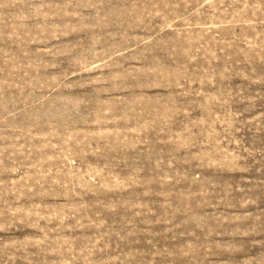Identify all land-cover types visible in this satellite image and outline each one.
<instances>
[{
    "label": "rangeland",
    "instance_id": "obj_1",
    "mask_svg": "<svg viewBox=\"0 0 264 264\" xmlns=\"http://www.w3.org/2000/svg\"><path fill=\"white\" fill-rule=\"evenodd\" d=\"M0 264H264V0H0Z\"/></svg>",
    "mask_w": 264,
    "mask_h": 264
}]
</instances>
